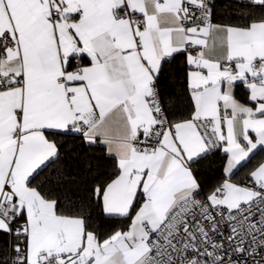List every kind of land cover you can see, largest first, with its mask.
<instances>
[{
    "label": "snow or ice",
    "instance_id": "1",
    "mask_svg": "<svg viewBox=\"0 0 264 264\" xmlns=\"http://www.w3.org/2000/svg\"><path fill=\"white\" fill-rule=\"evenodd\" d=\"M230 8L0 0V264H264V0Z\"/></svg>",
    "mask_w": 264,
    "mask_h": 264
},
{
    "label": "trees",
    "instance_id": "2",
    "mask_svg": "<svg viewBox=\"0 0 264 264\" xmlns=\"http://www.w3.org/2000/svg\"><path fill=\"white\" fill-rule=\"evenodd\" d=\"M220 3H224L225 0H219ZM227 2L231 5L230 11L235 12V14L237 16H239L241 13H245L249 11V3H244V2H238L235 0H227ZM256 14H259V9H256ZM218 17H219V10L217 13ZM182 60V58H181ZM181 60H177L176 63L173 65L174 68H179L181 67ZM181 83H182V78L180 75L177 76V82L172 85L170 82L166 83L164 85V91L166 92H180L181 89ZM259 152L255 153V155L253 156L252 159H250L248 162H246L243 167L239 168V171L236 172L237 175L240 176L241 172H248L250 170V168L255 167L259 160L262 158V156L259 157ZM111 164L112 161L109 159H106V154L103 151L102 146L96 147L94 152H93V158H92V165L95 168L99 169V173L107 176L110 174V170H111ZM212 171L217 175H221L222 171H221V164L219 162V160L217 161V163L215 165H213ZM243 177L240 176V179H242Z\"/></svg>",
    "mask_w": 264,
    "mask_h": 264
},
{
    "label": "crops",
    "instance_id": "3",
    "mask_svg": "<svg viewBox=\"0 0 264 264\" xmlns=\"http://www.w3.org/2000/svg\"><path fill=\"white\" fill-rule=\"evenodd\" d=\"M209 43H211V41H209ZM216 54H219V50H217ZM235 94H236L237 98L240 99L243 102L245 97H246V95H247V90L243 87V85L238 84V86L235 89ZM257 152H259V154H258L259 157L262 156V158L259 160V162L264 161V151H260L258 149V150L255 151V153H257ZM253 156L251 157V159L253 158ZM246 173L247 172H241L240 176L244 177ZM240 176L236 174V178L237 179H240Z\"/></svg>",
    "mask_w": 264,
    "mask_h": 264
},
{
    "label": "built area",
    "instance_id": "4",
    "mask_svg": "<svg viewBox=\"0 0 264 264\" xmlns=\"http://www.w3.org/2000/svg\"><path fill=\"white\" fill-rule=\"evenodd\" d=\"M235 1L244 2V3H250V0H235Z\"/></svg>",
    "mask_w": 264,
    "mask_h": 264
}]
</instances>
